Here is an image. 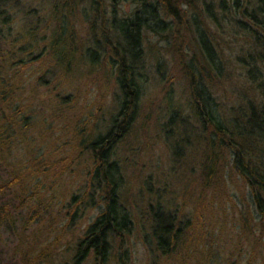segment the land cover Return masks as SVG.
<instances>
[{"label":"rangeland","instance_id":"rangeland-1","mask_svg":"<svg viewBox=\"0 0 264 264\" xmlns=\"http://www.w3.org/2000/svg\"><path fill=\"white\" fill-rule=\"evenodd\" d=\"M57 2L58 0H0V84L3 87L11 86L15 104L10 102L9 91L4 99L10 108L21 109V127L27 122L34 124V134H25L30 140V151L35 153L52 145L58 150L61 140L65 139L60 121H55L53 116L54 110L59 109L60 99L67 94L71 97L80 95L77 107L70 111L69 118H72L84 114V109L91 108L89 105H93L98 96L83 81H77L83 88L80 92L76 86L62 87V79L57 78L59 71L50 67L53 61L47 55L56 34L54 5ZM254 3L255 0H249L247 5L252 8ZM196 5L197 10L190 8L188 13L190 16H200V26L206 29L217 54L221 55L224 81L211 91L219 102L218 112L223 117L231 108L242 105L245 100L254 97L261 99L260 91L255 88L258 83L264 84V64L259 68L261 73H256L259 74L257 78L253 75L250 77L247 73L249 66L241 64L239 58L253 50V47L264 49V44L256 43L248 33L240 28L238 30L235 11L226 14L229 15L228 18H223L219 12V0H196ZM82 6L89 12L87 19L92 20L95 15H91L92 11L87 7L86 0ZM134 11H141L139 3L133 0L123 1L115 7V16L127 17ZM104 12V19H107L110 12L108 4L104 7ZM148 14L145 11L142 14L149 18V26L142 30L143 59L138 68L141 77L138 115L128 134L115 147L123 175V190H120V195L131 216L133 227L130 236L125 238L126 244L116 251L111 250L104 264H122L123 261L126 264H153L151 209L157 207L158 200L159 206L164 209L168 207L177 212L182 207L184 215L180 213L179 217L185 222L192 216L194 198L199 192L196 185L206 150L205 134L190 110V96L186 86L168 79L172 64L170 44L174 39V47L181 46L188 55L194 52L189 41L192 35L187 36V27L184 29L178 26L175 19L167 18L161 13L162 20L171 29L164 32L154 25L151 27L150 11ZM259 18L264 21V15ZM70 20L73 21L71 24L74 35L71 39L68 38L69 19L65 16V39L74 48L81 47L84 44L79 41L91 39L88 21L82 22L75 14L71 15ZM110 32L111 30H107L106 34ZM260 36L264 42L262 32ZM197 53L199 54V50ZM39 57L40 62H36ZM107 88L102 96L104 107L94 124V133L106 132L118 110L119 91L113 86V82ZM173 109L178 111L177 115L187 125L179 126L177 130V127H168L170 135L176 131L177 137H167V132L163 131L166 130L163 122L166 118L170 119V114L176 116ZM5 114V105L1 103L0 120ZM25 116L28 120L21 121ZM176 138L180 141L177 156L173 152ZM9 149L5 163L0 164L1 179L9 178L8 170L16 169L17 161L22 162L23 159L20 147L10 144ZM222 155L227 158L228 166L223 176L227 193L234 205L228 202L224 206L225 215L219 218L221 235H218L217 230L215 237H203L198 247L194 244L190 248L191 251L195 250L193 264H263L262 249L256 248L254 254L244 242L241 231V216L247 217V212L251 210L250 192L248 193V188L238 176L231 174L233 164L228 153ZM81 181L82 174L71 171L63 175L52 192L45 190L37 194L35 190L33 192L25 187L22 190L16 189L14 194L8 193L9 190H0V208L7 212L0 222V264H23V257L36 253L41 246L50 243L51 248L46 254L45 262L39 264H101L91 251L82 258L77 256L81 237L101 208L99 204L96 208H85L73 213L71 196L81 194ZM30 186L32 185L28 187ZM17 191L23 194L18 195ZM4 222L7 223L2 225ZM250 225H253L251 221ZM210 242L213 244L209 245ZM251 242L253 244V238H250ZM32 245H36L33 251L28 249ZM200 251L202 252L199 253ZM166 264L178 263L171 257Z\"/></svg>","mask_w":264,"mask_h":264},{"label":"trees","instance_id":"trees-1","mask_svg":"<svg viewBox=\"0 0 264 264\" xmlns=\"http://www.w3.org/2000/svg\"><path fill=\"white\" fill-rule=\"evenodd\" d=\"M83 1L58 0L54 5L56 34L47 56L53 61L51 69L56 68L59 71L57 78L62 79V87L76 86L80 92L83 88L77 81H83L94 89L98 96L95 97L93 105H89L91 108L84 109V114L72 118H69L70 111L77 107L80 95L71 97L67 94L60 99L59 109L54 110L53 116L55 121H60L65 139L61 140L58 150L52 145L43 151L37 149L40 152L35 153L30 151V140L25 134H34V124L27 122L21 127V109L10 108L4 99L9 91L10 102L15 104L11 86L3 87L0 84V104L5 105L6 109V114L0 120V164L5 163L10 144L23 150L22 162L17 161L16 169L8 170L9 178L1 179L0 175V190H9L8 193L14 194L16 189L22 190L25 187L33 192L35 190L37 194L45 190L52 192L65 173H81L82 192L80 195L71 196L73 213L85 208H96L99 204L101 208L81 237L78 258L91 251L97 261L104 264L111 250L116 251L126 244L125 238L130 236L133 221L120 195V190H123V175L115 147L128 134L138 115L141 93L138 68L143 59L142 30L149 26V18L142 15L143 11L146 14L150 11L151 27L154 25L160 31L168 32L171 27L162 20L161 13L167 18L175 19L178 26L184 29L187 27V36L192 35L189 41L194 52L188 55L181 46L174 47V39L170 44L172 64L168 79L186 86L190 96V110L205 134L206 150L197 178L196 188L199 192L197 191L194 198L192 216L184 222L179 217L180 213L184 215L182 207L177 209V212L169 210L168 207L164 209L159 206V200L157 207L151 209L153 264H166L171 257L178 264H193L195 250L191 251L190 248L194 244L198 247L203 237H215L217 230L218 235H221L219 218L225 215L224 206L228 202L234 205L227 193L228 188L223 176L228 166L227 158L222 155L224 153H228L232 160L231 174L243 181L251 196V210L247 212V217L241 216L244 242L251 247L254 254L255 249L260 248L264 255V84L258 83L255 88L260 91L261 99L254 97L245 100L242 105L231 108L223 117L219 114V102L211 90L224 81L225 74L221 55L217 54L206 29L200 26V16H190L188 13L190 8L197 10L196 0H133L140 4L141 11H134L132 15L122 18L115 16V7L120 2L129 0H86L87 7L92 11L91 15H95L92 20L87 19L89 12L82 6ZM248 2L249 0H219V12L223 18H228L229 15L226 14L235 11L237 15L234 18L238 30L240 28L248 33L256 43L264 44L260 36V32L264 34V21L259 18L264 15V0H255L252 8L248 7ZM107 4L110 12L108 18L104 19V7ZM72 14L82 22L88 21L91 33L90 40H77L84 44L77 48L65 39L66 32H63V20L67 16L70 30L67 33L68 38L71 39L74 35L73 21L70 20ZM107 30L111 32L106 34ZM40 59L37 58L36 62H40ZM239 60L244 66H249L248 76L257 78L259 74L256 73H261L259 68L264 64V49L253 47V50L245 53ZM112 82L120 94L117 113L112 117L110 128L106 132L94 133V124L104 107L102 96ZM172 111L176 116L170 114V119L166 118L163 122L166 126L163 131L167 132V137H177L176 131L170 135L168 127H177V130L179 126L187 125L186 121L177 115L178 111ZM26 120V116L21 119ZM173 144V152L177 156L179 138H176ZM231 174L230 180L233 179ZM29 185L32 186L28 187ZM21 194L23 193L19 191L18 195ZM6 214L4 208H0V222ZM250 221L253 225H250ZM250 238H253V244L250 243ZM212 240L215 242L214 238ZM35 246L32 245L28 249L33 251ZM50 248L51 243L44 244L36 253L23 257L21 261L23 264L45 262ZM122 264H126L125 261Z\"/></svg>","mask_w":264,"mask_h":264}]
</instances>
